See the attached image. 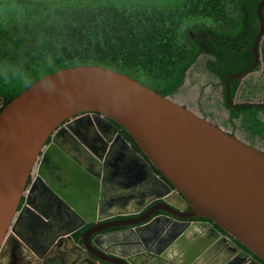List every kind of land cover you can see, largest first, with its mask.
Returning a JSON list of instances; mask_svg holds the SVG:
<instances>
[{"label":"water","instance_id":"95a60500","mask_svg":"<svg viewBox=\"0 0 264 264\" xmlns=\"http://www.w3.org/2000/svg\"><path fill=\"white\" fill-rule=\"evenodd\" d=\"M263 7L264 0L257 6L253 63L227 78L226 91L230 80L258 65ZM119 159L146 178L151 196L143 205L162 203L138 220L115 226L138 231L163 211L171 220L188 221L177 220L181 226L191 224L187 233L208 230L219 240L208 236L199 248L184 246L188 257L179 264H231L238 249L226 236L264 263V151L124 74L79 66L39 79L0 110V264L39 263L28 240L34 242L43 230L51 200L67 207L81 226L99 224L84 232L81 246L72 241V229L59 234V241L78 253L93 249L110 255L101 242L111 226H99L110 217L105 214L108 201L117 198L107 194L106 176ZM200 219L209 222H189Z\"/></svg>","mask_w":264,"mask_h":264},{"label":"trees","instance_id":"16d2710c","mask_svg":"<svg viewBox=\"0 0 264 264\" xmlns=\"http://www.w3.org/2000/svg\"><path fill=\"white\" fill-rule=\"evenodd\" d=\"M178 1L127 5L97 0H0V110L39 79L68 68H107L166 97L180 89L200 53L214 55L209 69L222 80L253 63L251 48L258 31L255 9L262 0ZM211 39L224 44H213ZM258 49L262 77L253 78L260 65L246 75L249 80L240 90L241 99H257L264 93V46ZM240 81H230L231 100ZM229 113L239 119L249 139L261 140L264 146V121L256 117V109ZM120 133L140 153L121 128Z\"/></svg>","mask_w":264,"mask_h":264},{"label":"flooded vegetation","instance_id":"af4514ba","mask_svg":"<svg viewBox=\"0 0 264 264\" xmlns=\"http://www.w3.org/2000/svg\"><path fill=\"white\" fill-rule=\"evenodd\" d=\"M258 6V5H257ZM257 6L255 9L256 17L255 25L258 26L259 30V21L257 16ZM264 8V7H263ZM262 8V17L264 23V9ZM248 20V19H247ZM206 28H210L207 24ZM258 33V31H257ZM188 36L193 40L194 35L187 31ZM257 36V34H256ZM255 36V38H256ZM255 38L252 42L255 41ZM208 40H206L207 42ZM209 42L213 44L223 45L224 42L218 41V39H211ZM218 42V43H217ZM258 46L262 48L264 46V33L260 38ZM259 51V49H258ZM252 52V51H251ZM258 52V56H259ZM253 55V54H252ZM201 59V60H200ZM215 57L211 53H200L197 57L195 63L200 61L199 68H202L203 72H205L214 82L211 85V91L217 90L216 92L219 94V98L215 99L212 105L210 106L209 111L202 110L201 113L197 114L191 111L188 105L176 103L183 108L191 111L195 115L207 120L209 123L219 127L217 123L213 120L216 112L213 110L218 109L221 107L228 113L227 122L232 124L236 118L231 117L229 110L231 111H238L244 108H251L257 110L256 117L261 121H264L261 118V115L264 113V93H261L259 98L251 99V97H246L244 99L240 97V90L243 87V84L249 80L246 75L245 77H241V81L237 88L236 93L234 94L233 100L230 99L228 87L230 81L228 82V87L226 91L225 83L229 76H223V80L219 77L214 71L210 70V65L208 64L209 61H214ZM261 54L259 56L258 65H260L259 69L253 73L254 79H261L262 77V70L263 64L261 62ZM194 63V64H195ZM193 64V65H194ZM257 65V66H258ZM256 68V67H255ZM186 77V76H185ZM256 80V81H257ZM184 82V81H183ZM181 88V87H180ZM178 93V90L171 95H168L169 99L172 101L174 96ZM251 96V95H250ZM241 103H244L242 106ZM198 106L201 108V104L198 103ZM203 109V108H202ZM238 119V118H237ZM33 178L29 180V184L32 182ZM41 195L44 197H48L47 193L43 194L41 191ZM50 201V199H49ZM55 203L52 200L50 203ZM51 203V204H52ZM162 201H153L151 204L148 205L147 209L159 206ZM22 205V202H21ZM19 206V208L21 207ZM42 208V207H41ZM67 207H62L57 204L52 205V207L47 210L45 209V214L48 215V220L45 221V225L42 231H39L38 235L33 238L34 242L28 240L29 244H32L33 249L39 254L38 259L39 263L34 264H101L102 260L107 261L109 264H123L120 260H117L114 255L120 257H128L131 261L135 262L136 264H179L181 262H185L186 258V249H189L190 244H196L199 248L202 244L205 243V240L209 236L210 238H214V242H218L219 240L215 238V235L208 230L204 232H189L187 233L186 230L189 228V225L181 226L177 223L181 222H188L180 219L171 220L170 216L164 213L163 211H156L153 215V218H156L152 223L146 225L144 229H139L135 231L132 226H115L118 225L120 222H130L134 220H138L142 217L141 214L138 217L129 218V217H120V218H111L110 220H106L105 225H100L99 227L103 226H111L107 228V232L110 233L106 238L105 241L102 239V244L105 250L109 254H100L97 251H89L87 249H83L80 253H78L75 249H73L66 241H59L57 238L59 234L64 233L66 230L72 229L74 230L73 233L70 235L72 241L75 244L81 246L82 244V236L86 230L98 227V223L94 222L91 224H85L81 226L79 218L75 216L70 211H67ZM70 212V213H69ZM65 217L64 221H61L60 218ZM174 219V218H173ZM60 221V222H59ZM124 222V223H125ZM176 222V223H175ZM189 222H209L205 219L200 220H189ZM213 227L222 235L226 236L219 228L213 225ZM45 229V230H44ZM106 233V232H105ZM182 236H184L182 238ZM238 249V252H235L231 255V259L233 262L231 264H264L258 258L253 256L250 252H248L244 247H242L237 242L233 241L231 238L226 236ZM57 238V239H56ZM31 239V238H30ZM105 242V243H104ZM186 244V245H185ZM112 247V248H111ZM193 246H191L192 248ZM111 248V249H109ZM183 249V250H181ZM176 251V252H175ZM179 251V253H177ZM78 254V255H77ZM131 254V255H130ZM130 255V256H129ZM100 258V259H99ZM102 259V260H101ZM12 264V261L10 260ZM190 264H201L192 262Z\"/></svg>","mask_w":264,"mask_h":264},{"label":"rangeland","instance_id":"374dc122","mask_svg":"<svg viewBox=\"0 0 264 264\" xmlns=\"http://www.w3.org/2000/svg\"><path fill=\"white\" fill-rule=\"evenodd\" d=\"M178 0H97L98 4L115 3V4H145V5H174ZM201 60V59H200ZM199 63L192 65L186 72V77L178 93L174 96L173 100L176 103L186 104L194 113H201L202 110L209 111L210 103H213L215 99L219 98L217 90L211 91V85L214 82L202 68H199ZM214 100V101H213ZM201 104V108L198 106ZM203 108V109H202ZM217 115L214 117L215 123L219 125L225 132L234 135L237 139L264 151L263 141L258 139H249L247 134L241 129L239 119H236L229 124L227 122L228 113L221 107L214 109ZM264 120V113L261 115Z\"/></svg>","mask_w":264,"mask_h":264},{"label":"crops","instance_id":"0c3cea01","mask_svg":"<svg viewBox=\"0 0 264 264\" xmlns=\"http://www.w3.org/2000/svg\"><path fill=\"white\" fill-rule=\"evenodd\" d=\"M116 164L112 172L107 173L108 183L106 185L107 194L115 195L117 198L116 200L112 199L108 201L105 214L106 216H110L109 220L120 217H138L147 210L148 205H143V202L151 196L149 194L150 189H147L146 178L137 169L129 167L125 159H119ZM59 184L61 186V182ZM59 190L63 191L62 188ZM55 204L57 203H52L54 206ZM60 219L64 221L65 217H61Z\"/></svg>","mask_w":264,"mask_h":264}]
</instances>
